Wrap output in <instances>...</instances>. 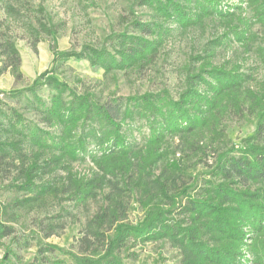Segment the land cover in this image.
<instances>
[{
  "label": "trees",
  "instance_id": "16d2710c",
  "mask_svg": "<svg viewBox=\"0 0 264 264\" xmlns=\"http://www.w3.org/2000/svg\"><path fill=\"white\" fill-rule=\"evenodd\" d=\"M248 1L264 27V0ZM138 3L150 10L151 21L135 20L133 32L113 36L110 48L54 49L57 63L87 59L106 75L143 70L175 30L202 26L214 16L232 21L235 15L222 0ZM40 26L56 42L58 30ZM249 31L247 23L232 29L239 41ZM0 53L4 69L21 77L15 42L2 40ZM205 53L192 58L196 64L188 68L177 97L163 90L101 101L54 77L3 92L0 180L11 178L7 189L24 197L0 210V241L16 240L10 222L18 210L56 199L77 207L96 202L99 207L87 220L76 264H128L124 254L130 243L162 241L178 251V264H264V87L253 88L239 67L214 64L215 49ZM43 87L48 96L41 93ZM232 115L255 119L256 129L239 148L226 150L224 121ZM135 125L148 129L141 143L129 137ZM209 156L214 162L208 175L195 181L191 173ZM85 162L95 168L91 174L75 170V164ZM134 196L143 212L135 224L127 221ZM54 233L52 226L47 235ZM63 262L43 255L25 262L11 246L0 258V264Z\"/></svg>",
  "mask_w": 264,
  "mask_h": 264
},
{
  "label": "rangeland",
  "instance_id": "374dc122",
  "mask_svg": "<svg viewBox=\"0 0 264 264\" xmlns=\"http://www.w3.org/2000/svg\"><path fill=\"white\" fill-rule=\"evenodd\" d=\"M222 5L235 12L232 21L214 16L207 18L202 26L175 30L154 63L147 68L106 75L87 59H71L59 64L53 51L81 52L87 46L110 48L113 36L133 32L135 20H152L150 10L139 5L138 0H0V42L5 38L15 42L21 56L22 74L18 78L11 68L4 69V57L0 53V97L4 98L3 92L24 90L49 77L69 84L79 93L88 92L101 101L163 90L177 97L184 89L188 68L196 64L192 58L206 54L210 48L216 50L214 64L239 67L250 76V85L261 89L264 87V27L256 22L248 0H222ZM41 23L58 30L56 42L42 31ZM246 23L250 26L248 37L239 41L232 29H243ZM41 93L48 96L49 89L43 87ZM137 126L128 134L132 141L141 143L148 129L139 130ZM255 129L253 118L228 117L224 121L226 142L222 146L226 150L239 148ZM205 160L191 173L195 181L208 175L214 162L212 156ZM74 167L82 174H91L95 170L91 162L77 163ZM11 180H0V210L24 197L23 193L7 189ZM98 207L96 202L77 207L71 201L56 199L49 200L44 207L16 211V219L10 222L16 229V240L0 241V258L4 256L5 248L11 246L25 262L43 255L63 260V264H76L83 252L80 238L84 235L85 225ZM67 210L69 214H66ZM142 217L140 203L134 196L129 201L127 221L135 224ZM6 218L2 216V219ZM52 226L56 233L48 236ZM129 245L131 248L124 254L128 264L179 262L178 251L167 242ZM47 247L53 249L46 251Z\"/></svg>",
  "mask_w": 264,
  "mask_h": 264
}]
</instances>
